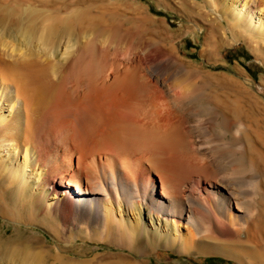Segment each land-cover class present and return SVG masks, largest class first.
I'll return each instance as SVG.
<instances>
[{"label": "bare ground", "instance_id": "6f19581e", "mask_svg": "<svg viewBox=\"0 0 264 264\" xmlns=\"http://www.w3.org/2000/svg\"><path fill=\"white\" fill-rule=\"evenodd\" d=\"M110 1L0 0V212L61 244L84 235L131 255L75 260L16 228L0 234V264H141L149 229L264 264V107L229 102L209 77L192 85L185 61L152 49L156 20L128 38L121 15L88 5L107 14L121 5Z\"/></svg>", "mask_w": 264, "mask_h": 264}, {"label": "rangeland", "instance_id": "374dc122", "mask_svg": "<svg viewBox=\"0 0 264 264\" xmlns=\"http://www.w3.org/2000/svg\"><path fill=\"white\" fill-rule=\"evenodd\" d=\"M118 1L121 4L117 7L118 10L112 7L114 5L109 4V8L112 7V9L108 10L107 14L110 16H108L106 12H102L104 7H108V3H106L107 5H88H90L89 7H93V11L97 10V12H94L97 17L101 16L102 13V16L107 17L121 15L122 22L126 24L123 27L125 28L123 29V35H126L125 37L129 36L131 38L135 32H138L141 24L137 22L146 19V17L156 20L158 25L157 31L147 35V38L152 42V49L158 50L159 52L164 51L167 55H176L178 58L185 61L184 63L190 67L188 68V72L192 73L193 70L196 72L192 78L193 80L189 81H193L191 83L192 85L195 81L196 83L194 84L199 85L206 77H209L213 79L211 89H216L221 95H225V98L228 99L229 102L239 105L240 103L244 104L247 110H251L249 104L252 95L260 102L261 106L264 107V0H248V4L245 6L243 5L247 0H226L224 6L227 8H231L233 4L236 3L233 8L241 11V14L237 16L228 13L224 9L223 2L221 3L220 0ZM109 3L113 2L109 0ZM127 3L132 5L134 10L129 9L126 11L125 4ZM74 5L75 4H71V6H69L68 4L69 7L64 9L66 12L62 8L66 6L62 4H57L54 8L55 10L60 9L59 13H62L63 17H67L69 14L78 12L79 7ZM69 8L70 10H68ZM44 9L48 8L45 7ZM53 9L49 7L48 10L53 13L55 11H53ZM116 12L118 14H115ZM122 12H124V14ZM238 20H241V22L238 23ZM110 27L105 28L110 29ZM130 27L131 29H129ZM154 41L156 42L154 43ZM166 49H170L169 54L165 51ZM167 60L166 62H169V60ZM226 82H230V84ZM230 99L232 100L230 101ZM203 118L208 120L206 116ZM242 121L245 122L246 126L249 125L247 126V130H260L258 125L248 122L246 117L243 118ZM251 127H254V129ZM5 155V151H3L2 156L4 157ZM19 162L22 163L20 158ZM9 187L10 186H8V188ZM239 190L244 195L248 192L244 187ZM49 206H52V204ZM11 218L12 217L7 218L4 215L2 216L0 212V234L8 237L14 233L16 228L22 231L25 230L26 237H33L45 246L47 245L48 250H51L53 253H59L62 250L60 248H67V256L75 260L92 259L96 256L99 257L110 254L131 255L128 250L118 248L112 243L100 240L96 237L90 239L84 235L76 237L72 244H61L55 241L54 234L49 229L47 230L43 223L37 222L31 225L23 223L19 225L16 223L14 217V220ZM143 223L145 225L147 223L151 225L146 215L143 217ZM181 229L182 236L186 234V227L182 226ZM153 231L154 229H149L148 236L141 240L139 251H137L134 258V260H137V263L258 264V260H255V262L253 259L254 257L252 258L247 255L246 257L245 254L238 251L231 250L229 253L227 252L226 255L217 251L211 254H200L196 249L188 251L183 247V244L180 243L183 241H177L175 238L167 236L169 232L162 234V240H155L156 231ZM102 234L103 232L99 231L98 235L104 236ZM242 237L244 238L245 236L243 235ZM147 243L153 244V247L149 250L146 248ZM184 245H188V241L184 240ZM45 249H47V247H45ZM84 253H86L85 256L82 255ZM50 262L49 264H55L52 259Z\"/></svg>", "mask_w": 264, "mask_h": 264}, {"label": "trees", "instance_id": "16d2710c", "mask_svg": "<svg viewBox=\"0 0 264 264\" xmlns=\"http://www.w3.org/2000/svg\"><path fill=\"white\" fill-rule=\"evenodd\" d=\"M213 260H215V259H213Z\"/></svg>", "mask_w": 264, "mask_h": 264}]
</instances>
